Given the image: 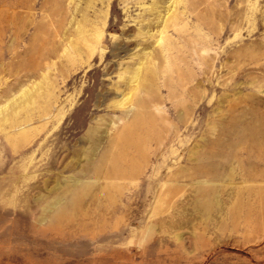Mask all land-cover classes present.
<instances>
[{
  "label": "rangeland",
  "instance_id": "obj_1",
  "mask_svg": "<svg viewBox=\"0 0 264 264\" xmlns=\"http://www.w3.org/2000/svg\"><path fill=\"white\" fill-rule=\"evenodd\" d=\"M0 264H264V0H0Z\"/></svg>",
  "mask_w": 264,
  "mask_h": 264
}]
</instances>
